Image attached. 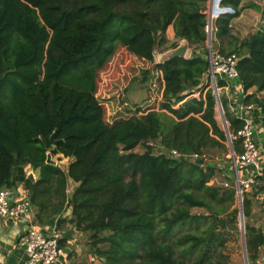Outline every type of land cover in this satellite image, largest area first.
Masks as SVG:
<instances>
[{
	"label": "trees",
	"instance_id": "obj_1",
	"mask_svg": "<svg viewBox=\"0 0 264 264\" xmlns=\"http://www.w3.org/2000/svg\"><path fill=\"white\" fill-rule=\"evenodd\" d=\"M206 2L0 0V189L23 183L41 225L69 209L56 228L69 222L86 233L103 264H228L222 249L237 233L239 200L232 176L209 184L226 169L209 162V152L229 149L207 74ZM241 2L221 0L235 12L214 21L213 36L230 46H221L222 54L238 55L244 101L255 102L264 118V28L243 38L231 33V21L246 7ZM169 25L175 39L167 45ZM181 39L190 56L153 63L156 46L175 48ZM118 47L152 64L142 80L156 73L161 110L112 119L115 106L101 90L116 60L100 78L98 72ZM221 105L235 135L242 121L223 99ZM232 146L235 155L242 152L240 139ZM49 152L71 159L66 170L47 160ZM27 165L37 171L35 181L26 178ZM69 181L76 183L71 193ZM242 197L250 263L264 235L246 223L251 204ZM184 225L189 229L176 235Z\"/></svg>",
	"mask_w": 264,
	"mask_h": 264
},
{
	"label": "built area",
	"instance_id": "obj_2",
	"mask_svg": "<svg viewBox=\"0 0 264 264\" xmlns=\"http://www.w3.org/2000/svg\"><path fill=\"white\" fill-rule=\"evenodd\" d=\"M234 12L233 7L223 5L221 0H211L208 12H206L207 41L205 58L208 61L207 74L214 97H217L220 103L223 99L226 111L242 121V126L235 135H231L229 131L225 133L229 147L227 158L231 160V168L235 175L234 181L238 186L236 188L237 197L240 195L242 198L243 193L246 194L250 190H264V167L260 162L261 153L258 144L261 129L258 128L260 117L256 115L258 106L255 102L244 101L237 71L238 55L236 53L222 54L219 49L212 47L211 42L212 34L215 31L214 21L221 15L233 14ZM239 92L242 94V99L237 100L236 95ZM194 96H197V94H194ZM150 105L146 107V111L157 110V108L154 109ZM127 107H130L131 110L135 109V107L129 106L126 100H123L115 106L114 113L124 112ZM233 139H240L242 152L238 155H235L233 151ZM163 152L169 157L179 156L175 150H163ZM193 158L195 161L198 160L195 155ZM52 161L60 167L58 161ZM0 218L11 222L28 221L24 233L19 238L20 244L25 248V264H58L60 262L64 253V249L59 243L61 232L54 229L45 233L35 226L34 209L27 194L24 197L14 199L11 197L9 189H0ZM95 258L103 264V258L97 255L91 256V260Z\"/></svg>",
	"mask_w": 264,
	"mask_h": 264
},
{
	"label": "crops",
	"instance_id": "obj_3",
	"mask_svg": "<svg viewBox=\"0 0 264 264\" xmlns=\"http://www.w3.org/2000/svg\"><path fill=\"white\" fill-rule=\"evenodd\" d=\"M211 0L206 2V12H208ZM246 7L240 10V13L231 21V33L234 36L243 38L249 33L255 32L258 29L264 28V0H242L241 6ZM213 35V34H212ZM165 36L169 42L175 39L172 25H169L165 31ZM168 42V43H169ZM212 47L219 49L221 46L227 49L226 43L220 44L219 40L212 36ZM168 48H163L161 52H166ZM201 50H197L196 53L201 54ZM192 50L190 47L187 49L185 57L190 56ZM162 89V86H161ZM254 92V89L248 91V93ZM256 92V91H255ZM236 99H242V94L239 92L236 95ZM259 136L258 144L260 148V162L264 167V118L259 120ZM62 155H57L61 157ZM63 157V156H62ZM58 161L57 159H54ZM69 162L71 159L66 158ZM67 166V165H66ZM26 175L33 174L34 180L37 179V171L27 165L24 168ZM76 183L69 181L68 192L71 193ZM11 197L14 199L24 197L27 191L23 183L19 182L14 187L9 188ZM247 198L250 200V209L246 216V223L250 226L259 229L264 235V190H250L246 193ZM70 210L67 209L61 212L60 215L69 218ZM60 215L51 217L45 224L35 223L39 229L43 232H51L56 228V223ZM28 221H13L4 220L0 218V264H25L26 253L23 245L20 244V236L24 233V229ZM61 243L64 249V253L58 264H102L97 258L91 260V256L95 255L90 252L87 246V234L74 229L73 225L69 222L64 224V227L60 228ZM248 264H264V246L258 248L255 258L250 260Z\"/></svg>",
	"mask_w": 264,
	"mask_h": 264
},
{
	"label": "rangeland",
	"instance_id": "obj_4",
	"mask_svg": "<svg viewBox=\"0 0 264 264\" xmlns=\"http://www.w3.org/2000/svg\"><path fill=\"white\" fill-rule=\"evenodd\" d=\"M155 50L156 52H161L163 48L156 46ZM126 54L132 56L135 61L129 62V59L126 58ZM121 57L122 59L120 60ZM113 61L115 63V70L113 72L108 71V73L104 76L105 81L103 84V90H99H101L104 94H108L107 96H109L108 98H110L111 100L110 104L112 109L114 106H116L117 99L120 98L126 100L129 106L135 107L134 110H131L130 107H127V109H124V112L119 113H114L116 109H113V118H127L131 115H140L146 111V107L150 104L152 108L160 109V103L162 100V98L160 97L161 84L159 79L156 78V73H154V71H151L153 74L150 73L148 80L146 82L142 80V70L145 68H150L152 64L137 59L124 48L122 50V48L118 47L113 56L108 61L106 67L98 72V78H100L101 72L107 71L109 67H111ZM102 93L99 92V95H101ZM117 95L119 96V98L117 97ZM218 111L219 110L216 106V118L220 125L223 127V123ZM104 117L105 120L108 119L106 109L104 111ZM143 150L144 148L142 146H138L135 148V151L137 152H141ZM155 152H157V150H155ZM208 156L210 157L208 159L211 160L209 162H216L217 165H219L220 162H223V165L226 166V169H223V173H217L216 177H214L209 182V184L213 182L216 184H220L224 176L223 174L232 176L235 179L234 172L231 168V160L227 158V154L218 150H214L212 152H209ZM54 159L58 160L61 169L66 170V165L68 164L66 157H57V155H54L52 156V160ZM223 165H221V167ZM191 212L204 213L205 210L202 208H192ZM188 229L189 228L184 225L176 231V235H180L186 232ZM240 232L241 231L238 224L237 233L234 235H230L229 240L226 242L224 248L222 249L223 252H225L229 256L228 264H244Z\"/></svg>",
	"mask_w": 264,
	"mask_h": 264
},
{
	"label": "water",
	"instance_id": "obj_5",
	"mask_svg": "<svg viewBox=\"0 0 264 264\" xmlns=\"http://www.w3.org/2000/svg\"><path fill=\"white\" fill-rule=\"evenodd\" d=\"M171 42H169L167 45L171 44ZM188 48H189V45H188L187 40L181 39V40H178L177 47L168 48V50L166 52H156V50L154 49L153 63H162L166 59L173 57V56L185 57V54H186V51ZM215 102H216V106L219 110L218 112H219V115H220L222 123H223V129H224L225 133H227L228 130H227V125H226V121H225V116H224V113L222 110L221 103L217 97H215ZM50 139H51V141H53V135L51 136ZM53 142L55 143V141H53ZM50 159H51V153L49 152V153H47V160H50ZM196 161L199 163L202 162L201 159L196 160ZM26 178L31 180V181H35L32 173L27 174ZM21 179H22V177H21ZM235 185H236V188H238L236 182H235ZM238 200H239V228L241 231V243H242V249H243L244 264H248L246 246H245V237H244V216H243V210H242V198L240 195H238Z\"/></svg>",
	"mask_w": 264,
	"mask_h": 264
}]
</instances>
